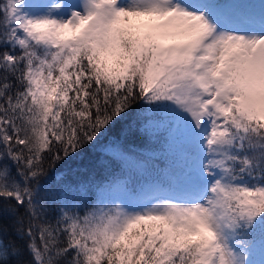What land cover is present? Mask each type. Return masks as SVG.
<instances>
[{
	"label": "snow or ice",
	"instance_id": "snow-or-ice-1",
	"mask_svg": "<svg viewBox=\"0 0 264 264\" xmlns=\"http://www.w3.org/2000/svg\"><path fill=\"white\" fill-rule=\"evenodd\" d=\"M228 4L0 0V264H257L264 3Z\"/></svg>",
	"mask_w": 264,
	"mask_h": 264
},
{
	"label": "trees",
	"instance_id": "trees-1",
	"mask_svg": "<svg viewBox=\"0 0 264 264\" xmlns=\"http://www.w3.org/2000/svg\"><path fill=\"white\" fill-rule=\"evenodd\" d=\"M261 0H249V2L252 3H260ZM219 3H221L222 7H228V0H218ZM161 168H163V163L160 164ZM254 260L257 261V264H259V262L261 260H264V254H262L261 252L257 251L254 253Z\"/></svg>",
	"mask_w": 264,
	"mask_h": 264
}]
</instances>
